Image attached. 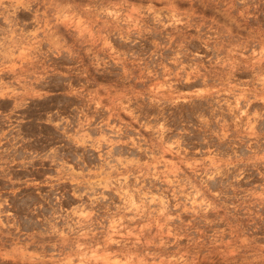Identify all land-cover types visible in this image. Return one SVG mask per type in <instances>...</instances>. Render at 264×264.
<instances>
[{
	"label": "rangeland",
	"instance_id": "1",
	"mask_svg": "<svg viewBox=\"0 0 264 264\" xmlns=\"http://www.w3.org/2000/svg\"><path fill=\"white\" fill-rule=\"evenodd\" d=\"M0 264H264V0H0Z\"/></svg>",
	"mask_w": 264,
	"mask_h": 264
}]
</instances>
